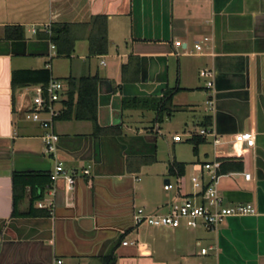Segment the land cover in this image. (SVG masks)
<instances>
[{
	"label": "crops",
	"instance_id": "obj_1",
	"mask_svg": "<svg viewBox=\"0 0 264 264\" xmlns=\"http://www.w3.org/2000/svg\"><path fill=\"white\" fill-rule=\"evenodd\" d=\"M97 14L106 17L107 51L91 54L88 35ZM47 23L70 24L75 40L69 55L57 54L43 36ZM11 26L21 27L23 36L15 37ZM195 42L201 43L200 50L194 49ZM129 54L139 56V78L123 82L120 65ZM101 56L111 58L106 63ZM45 66L63 83L58 108L68 76L96 75L97 121L121 129L94 133L88 119H53L58 158L78 175L70 190L62 180L55 182L48 214H23L30 188L25 184L15 202L12 173L49 172L54 162L44 149L43 128L23 114L30 84L13 89L11 73ZM202 68L213 71L212 87L200 76ZM174 86L180 89L171 102L179 108L162 120L191 110L193 125L200 127L210 116L222 153L214 151L210 136H202L196 151L192 145L191 159L174 153L161 160L154 110L147 118L153 120L151 127L143 124L144 109L120 108L124 95H159ZM204 97L205 102L211 98L212 108L199 107ZM241 130L252 131L255 144L240 151L231 146V138ZM148 155L154 160L140 164V157ZM219 156L241 159L239 168L220 176L225 201L249 199L257 212L206 229L215 232L216 264H264V0H0V264H52L55 258L63 264H203L207 253L199 249L205 234L195 228L135 225L132 212L136 207L165 211L175 195L192 191L189 175L206 174L198 165ZM172 159L185 162L180 191L164 189L162 183L163 196H139L138 174L158 164V172L166 175ZM83 167L88 174L80 172ZM47 188L44 199L49 198ZM228 191L231 200L224 194ZM33 206L39 207L35 200Z\"/></svg>",
	"mask_w": 264,
	"mask_h": 264
},
{
	"label": "built area",
	"instance_id": "obj_2",
	"mask_svg": "<svg viewBox=\"0 0 264 264\" xmlns=\"http://www.w3.org/2000/svg\"><path fill=\"white\" fill-rule=\"evenodd\" d=\"M35 29H33L34 31ZM43 30L50 33V23L44 25ZM208 36H204L203 40H207ZM179 44V41L175 42ZM54 46V45H52ZM195 50H200L202 45L200 42L193 44ZM201 75H212L211 69L200 70ZM206 85L213 86V80L207 79ZM63 83L60 79L50 76L46 83L30 84L26 87L27 93L30 95V103L24 111V117L36 121L43 128L41 139L44 145L45 152L53 158V167L49 171V183L46 189L49 194L48 199L37 198L35 204L39 207H45L49 211L53 207V199L50 197L54 194V184L57 180L63 181L64 189L70 190L73 188L77 169H67L62 160L57 155V140L58 134L53 130L52 121L58 113L59 108L55 105L62 97ZM206 103L212 108L211 98L206 100ZM48 117H42V114ZM189 137L193 135L210 136L211 143L216 153L223 151L217 146L222 142L220 136L215 132L211 125L200 126L194 132H188ZM174 140H181L179 134H174ZM255 144V134L249 130H241L235 132L231 138V146L237 150H242L246 147H253ZM220 161L218 157L211 161H205L199 164V168L204 170L206 174H191L189 182L192 191L187 194H177L168 203L167 209L163 212H147L142 207H136L132 212V220L135 225L148 224L152 226H167L177 227L183 225L185 227L205 229H216L229 216H243L255 214L256 208L249 201L227 202L223 194L219 190V179L223 174L218 171ZM82 174H88L89 170L86 167L80 169ZM234 172H230L233 174ZM245 179L250 178L249 172H242ZM180 176H175L174 182L167 179L163 182L164 189H175L180 191ZM127 240H122V244H126ZM214 245L201 246L199 252L208 253L209 249L214 248ZM52 264H63L61 258H55Z\"/></svg>",
	"mask_w": 264,
	"mask_h": 264
},
{
	"label": "trees",
	"instance_id": "obj_3",
	"mask_svg": "<svg viewBox=\"0 0 264 264\" xmlns=\"http://www.w3.org/2000/svg\"><path fill=\"white\" fill-rule=\"evenodd\" d=\"M92 29L89 31V53H105L107 51L106 39V17L103 14L93 16ZM13 35L17 38L23 36V30L19 26H11ZM54 45L57 54L69 55L73 50L75 36L68 23H51L50 33L44 32ZM140 62L139 56L129 54L126 62L121 63V81H137L139 78ZM50 77L48 66L41 68H20L11 73V85L16 86L46 83ZM97 81L96 75H81L79 77L68 76L66 78V89L61 100V106L54 119H88L93 122L94 133L108 132L119 133L120 124L102 126L97 121ZM180 89L178 86L166 87L159 95H124L121 97L120 105L122 108L152 109L155 112L154 121H161L163 116L169 114L173 108H179L172 104L171 97L175 91ZM201 126L210 125V116L206 115L200 122ZM203 140L201 135H193L189 141L196 151L197 145ZM154 156L140 157V164L151 162ZM220 165L218 171L225 173L233 168L241 166V159L232 156H219ZM185 162L172 159L168 163V173L175 176L184 174ZM12 187L15 202L24 195L25 184L30 188L29 208L23 214H48L45 207H34L33 201L41 198L44 187L49 183V172L42 171L36 173L14 171L11 175Z\"/></svg>",
	"mask_w": 264,
	"mask_h": 264
},
{
	"label": "rangeland",
	"instance_id": "obj_4",
	"mask_svg": "<svg viewBox=\"0 0 264 264\" xmlns=\"http://www.w3.org/2000/svg\"><path fill=\"white\" fill-rule=\"evenodd\" d=\"M58 55L55 53L53 54V58H58ZM111 57L107 56H101L99 59H103L106 63H108V60ZM75 60V59H73ZM58 62H61L62 59H57ZM103 66V65H100ZM105 66H103L104 68ZM202 69H208V68H202ZM195 71V70H194ZM191 74H193L191 72ZM202 78L210 79V75H200ZM201 79V78H200ZM192 94V93H191ZM196 94V93H193ZM203 99V98H202ZM206 97H204L203 101H200L201 104L199 107L207 106L208 104L205 102ZM143 110V109H141ZM198 110V107L197 109ZM194 110V111H196ZM146 115L145 120L143 124L151 125L153 124V120H147V118L151 117L153 115L152 109H144ZM198 113V112H197ZM194 115L191 110L181 111L175 113L170 118L163 119L161 121H157L155 128H158V131L156 132V143H157V157L161 160L167 161L170 159V157L173 156L175 153L179 158H183V160L191 159L193 153H192V143L188 140H186V137H188V132L192 130H197L199 127L194 126L193 122ZM179 134L181 136L180 141H174L173 135ZM46 154V153H45ZM47 156V154H46ZM48 157V156H47ZM180 158V159H181ZM178 159V158H177ZM49 160V159H48ZM158 164L151 165L148 167H145L142 172L138 174V181H137V192L139 196H147L149 194H153L156 196H163V189H162V183L164 177L166 175L171 179L172 182L175 180V175L167 173L166 175L158 172L159 170ZM189 168H187V173L189 172ZM190 176V175H189ZM188 176V178H189ZM141 202H137V206L141 205ZM180 228H183L185 226L180 225L177 226ZM191 228V227H187ZM198 232H201L205 235L210 236L209 238H205V235H202L203 240L200 242V244H203L204 246H208L210 244L215 245V232L213 230H206L202 227L195 228ZM216 249L215 247L208 250V253L206 255H203L204 257L201 258V261L203 264H216V257H215Z\"/></svg>",
	"mask_w": 264,
	"mask_h": 264
},
{
	"label": "water",
	"instance_id": "obj_5",
	"mask_svg": "<svg viewBox=\"0 0 264 264\" xmlns=\"http://www.w3.org/2000/svg\"><path fill=\"white\" fill-rule=\"evenodd\" d=\"M142 79V78H141ZM152 95V94H151ZM120 108H121V105H120ZM230 193H231V191H228V192H224V194L227 196V199L228 200H231V196H230ZM249 199H242V201H248ZM244 216H248V215H243V216H229L228 218H231V217H233V218H242V217H244Z\"/></svg>",
	"mask_w": 264,
	"mask_h": 264
}]
</instances>
